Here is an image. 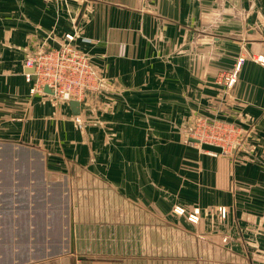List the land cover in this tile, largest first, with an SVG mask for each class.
<instances>
[{"label": "crops", "instance_id": "1", "mask_svg": "<svg viewBox=\"0 0 264 264\" xmlns=\"http://www.w3.org/2000/svg\"><path fill=\"white\" fill-rule=\"evenodd\" d=\"M255 5L0 0V264H264V162H246L235 172L191 162L196 172L187 178L195 195L211 192L213 203H227L229 220L260 219V226L150 224L156 202L170 201L165 184L163 193L156 191L152 174L174 168L157 163V144L163 149L180 138L176 130L183 121L188 125L201 114L250 125L264 155V64L248 56L264 55V3ZM69 33L112 90L111 108L93 110L98 102L89 96L79 113L83 122L69 102L32 91L26 77L27 57L58 46ZM235 69L231 87L218 82ZM179 148L203 158L194 147ZM77 171L85 186L110 185L116 201L134 203L137 224H106L108 215L101 212L105 224L92 225L95 211L75 212L67 191ZM120 187L126 193L118 194ZM141 208L147 224H140Z\"/></svg>", "mask_w": 264, "mask_h": 264}, {"label": "rangeland", "instance_id": "2", "mask_svg": "<svg viewBox=\"0 0 264 264\" xmlns=\"http://www.w3.org/2000/svg\"><path fill=\"white\" fill-rule=\"evenodd\" d=\"M223 1V0H221ZM236 2H249L257 4L264 3V0H236ZM259 9L252 10L253 20L258 22L256 26H259ZM254 28V27H253ZM249 52V51H248ZM248 56L255 58L256 60L259 57L264 55H259L258 53H248ZM244 58V56H241ZM239 58V60L241 59ZM94 63V62H93ZM95 64V63H94ZM96 65V64H95ZM97 67V65H96ZM98 68V67H97ZM100 72V70H99ZM101 74V73H100ZM223 74L217 78L219 83H225L221 80ZM220 78V79H219ZM221 80V82H220ZM45 88V87H44ZM105 89V88H104ZM102 90L97 93L92 94V98L98 102V105L93 110H99L100 107L111 108L110 102H108L107 93L112 90ZM111 95H109V99ZM107 99V101H105ZM101 101V102H100ZM95 106V105H94ZM200 118V119H199ZM204 118V119H202ZM199 119V120H198ZM205 119H208L209 122ZM215 120V121H214ZM81 118V122H83ZM198 121V123H197ZM197 124V125H196ZM112 128V126H111ZM175 127H173L174 130ZM114 129V127H113ZM177 129V128H175ZM253 127L250 125L244 127V125L233 123L230 121L222 120L217 117H211L210 115H195L190 124L183 123L179 125L177 133H179L180 138H171L169 139L170 146H164L170 149L166 154L164 150L159 147L157 144V163L160 162H170L174 167L171 170H156V173L152 174L156 178V184L160 189L156 188V191L163 193L161 189L163 188L161 184H165L167 188L166 194H169L170 201L156 202L157 213L155 217L150 221V224L156 226H177V225H188V226H203V227H220L224 225H237L242 226L254 225L256 227L260 226V219L254 221L253 219L242 217H237L228 219V207L227 203L223 202H212L211 201V192H206L204 195L197 196L195 195L197 191L189 184L188 179H192V175L196 172L195 166H190L191 162H203L208 164H219L220 167L226 168L228 171H234L240 165H244L246 162L251 163H262L264 162V155L258 152V145H262L261 139H256L254 136ZM107 140V139H105ZM115 141L114 137L110 138V141ZM117 141V140H116ZM158 142V140H157ZM109 143V142H108ZM212 144L221 147V152H215L208 149H204L202 144ZM188 146L194 147L196 153L202 155V159L199 160L192 155H185L180 150L179 147ZM163 150V152H162ZM189 156V157H188ZM181 163H188L187 165H181ZM181 165V166H179ZM224 172H227L226 170ZM166 173V175H162ZM76 184L70 186V189L67 191L70 194V205L73 207L75 212L78 211H95L97 217L92 218V225L99 224H115V225H126V224H137L136 213H132V209L135 211V207L132 208V202H122L116 201L115 193L116 188L110 185L100 186V184L93 183L91 185H84L82 179L84 177L83 172L77 171ZM97 175V174H96ZM95 176V175H94ZM186 176V177H185ZM195 180L193 179V182ZM161 183V184H160ZM191 183V182H190ZM235 187H233L234 189ZM120 193H126L124 189L120 187ZM104 193V194H103ZM157 193V192H156ZM157 193V195L159 194ZM72 194H75L76 201H72ZM107 194V200H104L103 203L99 201L100 195ZM162 197V196H161ZM201 197L204 198V201H191V198ZM103 199V198H102ZM67 202V201H66ZM57 203V202H56ZM56 203H54L56 207ZM61 204L66 205L64 201L60 202ZM171 204L172 212L176 216L169 215V205ZM183 204V205H180ZM238 207L233 206L231 208ZM58 208V207H57ZM67 210V207L66 209ZM166 210L167 214H164L163 211ZM158 211H161L159 213ZM108 215V223L105 222V218H100V213ZM148 213L141 208L140 209V224H147V219L142 218L147 216ZM59 219H57L58 221ZM65 220V219H64ZM133 221V222H132ZM254 221V222H252ZM105 222V223H103ZM66 225V223H65ZM69 225H67L68 227ZM223 240L227 239V236H223ZM222 240V239H221Z\"/></svg>", "mask_w": 264, "mask_h": 264}, {"label": "built area", "instance_id": "3", "mask_svg": "<svg viewBox=\"0 0 264 264\" xmlns=\"http://www.w3.org/2000/svg\"><path fill=\"white\" fill-rule=\"evenodd\" d=\"M74 38V34H66L58 46L40 47L27 57L25 64L33 69L26 74L27 80L33 84L32 91L47 93L44 90L47 86L55 98L66 102L77 100L82 105L91 94L105 88L104 78L91 56L75 45ZM243 60L241 57L238 64ZM257 60L264 64V57ZM223 75L221 80L231 87L237 80V69ZM75 118L81 122L79 115Z\"/></svg>", "mask_w": 264, "mask_h": 264}, {"label": "water", "instance_id": "4", "mask_svg": "<svg viewBox=\"0 0 264 264\" xmlns=\"http://www.w3.org/2000/svg\"><path fill=\"white\" fill-rule=\"evenodd\" d=\"M32 71H33L32 68H28V72H32ZM44 90L47 93H52V91L47 86H45ZM69 103H70V106H71V108L73 110V113L75 115H79V113L81 111L80 102L77 101V100H71V101H69ZM202 147L204 149H208V150L215 151V152H221L222 151L221 147L216 146V145H212V144L204 143V144H202ZM71 236H72V240H73V238H74L73 224H72Z\"/></svg>", "mask_w": 264, "mask_h": 264}]
</instances>
